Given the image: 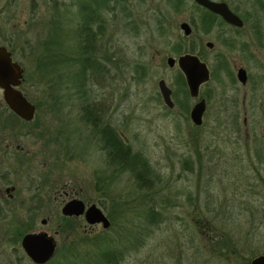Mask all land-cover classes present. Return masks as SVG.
Here are the masks:
<instances>
[{
  "label": "rangeland",
  "instance_id": "rangeland-1",
  "mask_svg": "<svg viewBox=\"0 0 264 264\" xmlns=\"http://www.w3.org/2000/svg\"><path fill=\"white\" fill-rule=\"evenodd\" d=\"M87 1L64 0L59 19L66 45L76 46L86 37L82 27L89 14L99 18L90 22L97 33L90 53L96 68L87 69L79 84L74 76L80 66L72 67L58 91L42 80L37 62L57 18L48 8L52 2L38 0L33 16L27 7L16 18L0 15V45L22 64L19 89L38 105L28 123L0 112L3 143L18 146L16 161L2 160L16 175L9 179L15 188L11 206L0 219V264H31L22 237L32 228L53 234L62 206L49 204L70 198L101 208L111 226L85 233L83 217L75 230L66 222L64 233L54 236L50 264H246L263 254L264 0H213L244 18L240 30L210 22L193 0ZM182 22L193 35L181 48H193L210 72L197 98L179 81L177 64L167 65L169 57L185 55L174 49L184 37ZM240 69L245 84L236 78ZM160 80L171 91L172 108L162 100ZM201 99L206 110L202 124L194 126L190 111ZM105 127L147 161L152 191L140 188L126 167L114 170L100 139ZM146 197L163 218L158 227L147 223ZM217 234L229 237L239 257L226 250L218 257L209 245L210 237L222 244ZM105 251L111 256L102 257Z\"/></svg>",
  "mask_w": 264,
  "mask_h": 264
},
{
  "label": "water",
  "instance_id": "water-1",
  "mask_svg": "<svg viewBox=\"0 0 264 264\" xmlns=\"http://www.w3.org/2000/svg\"><path fill=\"white\" fill-rule=\"evenodd\" d=\"M195 4L207 11L219 16L227 24L235 27H241L242 21L234 14L224 2L213 0H193ZM183 35L188 37L192 34L190 25L182 22L179 25ZM211 48V44H207ZM177 64L182 72L185 83L191 98H197L199 89L209 79V70L204 62H201L196 55H182L177 60L172 57L167 59L169 68ZM22 69L11 61L10 53L5 47H0V89L3 92V101L6 106L18 118L25 122H30L35 116V106L31 104L18 89L23 81ZM236 78L240 84H245L247 75L245 70L240 69ZM158 90L162 96L164 104L168 108L173 107L171 100V91L164 80L158 82ZM206 110L205 100H199L190 111V120L194 126H200L203 121V115ZM66 217L83 216L88 225L100 224L103 229L110 227V221L95 204L85 207L84 203L78 199H71L66 202L61 210ZM44 223V221H43ZM21 248L26 256L36 264H42L47 261L54 252V246L45 233L26 234L22 237ZM250 264H264V254L255 257Z\"/></svg>",
  "mask_w": 264,
  "mask_h": 264
},
{
  "label": "trees",
  "instance_id": "trees-1",
  "mask_svg": "<svg viewBox=\"0 0 264 264\" xmlns=\"http://www.w3.org/2000/svg\"><path fill=\"white\" fill-rule=\"evenodd\" d=\"M177 1L178 4L180 5L181 3L180 0ZM87 2H90V5H93L94 0H88ZM176 6H177L176 8H178V5ZM195 7L201 8L204 12V16L210 22H213L212 20L214 19H218L223 24H226L219 16L207 11L206 9L198 6L197 4H195ZM55 17L57 18H54V21H52L50 32H48L46 40L43 43L41 49L42 54L40 53L38 55L39 57L37 59V62H40L41 64V66H39L40 70L42 69L44 70L42 74L43 75L42 80L43 79L46 80L47 84L49 81L50 82L49 88L51 90L58 91L59 89H63V84L69 81L70 77L68 74H69V70L72 67L80 66L75 72L77 73L76 77L74 76L75 81L78 80L79 84L82 81V79L83 80L85 79L87 69L96 68V61H94V59L91 58L90 53L94 52V48H93L95 45L94 38H96L95 36H97V33H94L90 28L93 27L92 24L99 23V18L96 16H91L89 14L88 16L89 19L87 18L86 23L83 24L82 27V29L85 31L86 37L83 39L80 38V40L77 39L78 45L76 46H67L64 40L65 31L63 32V28L61 25L62 22L59 19L58 15ZM92 19H95V21H93ZM242 19L244 20L243 17ZM91 21H93L92 24H90ZM203 21L207 23L205 20ZM97 28L99 29V26ZM98 34L100 35V33ZM192 35L193 32L188 37L184 36L178 38L179 42L174 46L177 55L193 54L192 53L194 50L193 48H191L192 49L191 51H186V52H184L183 49L181 48L184 42H188L191 39ZM80 42L82 43V45ZM179 81H181V84L184 85L185 88H187L182 72L179 74ZM188 95L190 96L189 92ZM35 108L38 109L37 104L35 105ZM237 113L240 116V112ZM97 120L98 119L92 120L91 124L93 126H96ZM236 131L239 130L236 128ZM101 137L102 138L100 139L103 140L104 142V146L105 149L107 150V157L109 161H112L113 164L115 163V165H117V167H115L114 170L123 169L126 167L128 172H130L131 175L137 180V183L140 186V188H142L144 191H147V193L152 191V188L150 187V182L153 178H152L150 166H148L147 161L133 154L130 147H128L125 143H123L115 135L114 131L111 130L110 128L108 127L103 128L101 130ZM144 201L146 202L145 203L146 206H148L147 209L144 210L147 223L148 224L152 223L153 225L158 227L159 224L163 222V218H160L159 211L155 207V203H152L151 202L152 200L148 199L147 197L145 198ZM65 219L66 222H68L69 218H65ZM217 237L219 238V242H221L222 244L220 245L218 242L216 243L214 241L216 237H210L209 245L210 244L213 245L212 246L213 250L216 251L218 257H220V255H224L225 250L227 251L228 254H234V255L238 254L239 257V253L235 250L234 247H232L230 243L231 240L229 239V237H226L223 234L219 236L217 234ZM223 246H226V248H229V250ZM111 254L112 252L105 251L104 253L101 252L100 255H102V257L108 258V256H111ZM226 259H229L228 256L226 257ZM249 263L250 262L247 261L246 264Z\"/></svg>",
  "mask_w": 264,
  "mask_h": 264
},
{
  "label": "flooded vegetation",
  "instance_id": "flooded-vegetation-1",
  "mask_svg": "<svg viewBox=\"0 0 264 264\" xmlns=\"http://www.w3.org/2000/svg\"><path fill=\"white\" fill-rule=\"evenodd\" d=\"M41 1V0H39ZM42 1H45L47 3H50V1L52 2V6L48 7L50 9V12H52V15L53 17H55L54 15L57 13V15L59 16L61 13H64L65 12V2L64 0H56L55 2H53L52 0H42ZM6 3H4L3 5L0 6V15L1 14H5L6 17H12V18H16L17 17V14H19V12H23L24 9L27 7V13L29 16H33L34 14H36L37 12H39V4H38V0H5ZM1 3V2H0ZM226 4V3H225ZM30 5V7H29ZM228 6V5H227ZM76 7V3H75V6ZM229 7V6H228ZM230 9V8H229ZM231 10V9H230ZM232 11V10H231ZM54 12V14H53ZM234 14H236L234 11H232ZM237 15V14H236ZM238 16V15H237ZM239 17V16H238ZM60 18V16H59ZM239 19L242 21V26L241 27H235V26H231L229 24H227L225 21V23L227 25H229L230 27H233L237 30H240L244 27V20L239 17ZM18 36L15 34V38H17ZM13 36H11L10 38L7 39L8 42L10 41H13V39H15ZM0 47H5V49L10 53V57H11V61L15 64H17L18 66L21 67L23 73H22V77H23V81H24V68L22 66V64L16 62L13 58V53L11 50H9L5 45H0ZM29 52L31 53V47H29ZM190 55H194V54H190ZM197 56V55H196ZM180 57V56H179ZM178 57V58H179ZM198 57V56H197ZM177 58V59H178ZM200 59V57H198ZM175 59V58H174ZM175 59V60H177ZM201 61V60H200ZM22 81V82H23ZM19 89V88H18ZM20 90V89H19ZM0 91L2 92V90L0 89ZM21 91V90H20ZM22 95L31 103L33 104L28 98L27 96L21 91ZM2 94V98L0 96V112L2 109H4V111L10 116V117H16L18 118L11 110H9V108L6 106V104L4 103L3 101V92L1 93ZM206 103V102H205ZM34 105V104H33ZM35 106V105H34ZM35 112H36V108H35ZM20 119V118H19ZM23 121V120H22ZM28 123V122H26ZM2 128H3V124L0 120V219H1V215H3V212L6 211L7 209H9L8 207H10L11 205H8L9 201L12 200V192L15 190V188L13 187V184L11 182V180H9L10 178H12L13 176L16 175V171H15V168L11 165L9 168L8 166L4 165L2 166V160H3V157H9L10 160H11V163L16 161V154H14V151H16L18 149V146H14V148H12L13 144L10 143L11 140H9V142H6L3 143V140L1 139V131H2ZM5 129H8L9 127H7V125L4 126ZM14 149V150H13ZM5 155V156H3ZM5 185H9L7 187H4ZM92 190H97V188L93 187ZM8 199H6V198ZM10 199V200H9ZM59 199V196L58 197H55L54 200H57ZM71 199H76V198H70L68 199L67 201H64L63 199L60 200L61 203H59L57 206L55 204H49V206H51V208L53 207V209H57L60 205L63 207V205L68 202L69 200ZM80 200V199H78ZM82 201V200H81ZM83 202V201H82ZM84 203V202H83ZM53 205V206H52ZM85 207H88L89 204L87 203H84ZM62 207L60 208V216L58 215L57 211H56V214L55 216H57V218L59 219L57 221V223L55 224V228L56 230L53 231V234H50L49 232L47 233L46 231H41V230H35V229H30L29 233H26V234H41V233H45L47 235V238L50 239L53 243V246H54V252H53V255L47 260L45 261L44 263L42 264H50L52 261H53V258L55 256V253H56V247H57V244H56V241H55V238L54 236H58V234L60 233H64V229H65V223H66V219L65 218H69L68 219V222L69 224H71V226H73V230H75V227H82V225H77V222H80L81 220H79L80 217H83V216H79V217H66L62 214L61 210H62ZM44 221V223H43ZM83 221L85 222V226H83V231L86 233H90L92 230H94L97 226H101L100 224H97V225H88L83 217ZM81 223V222H80ZM48 224V220H42L41 221V225L42 226H46ZM110 226H111V223H110ZM110 228V227H109ZM109 228L107 229H103V230H108ZM25 234V235H26ZM22 240V239H21ZM20 246H21V242H20ZM22 249V248H21ZM23 251V249H22ZM24 252V251H23ZM25 254V253H24ZM264 254V253H263ZM261 254V255H263ZM26 256V254H25ZM260 256V255H258ZM256 256V257H258ZM26 258L30 261L31 264H36L34 263L31 259H29L27 256ZM255 258V257H254ZM251 262V261H250ZM250 264V263H249Z\"/></svg>",
  "mask_w": 264,
  "mask_h": 264
}]
</instances>
